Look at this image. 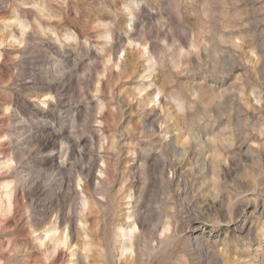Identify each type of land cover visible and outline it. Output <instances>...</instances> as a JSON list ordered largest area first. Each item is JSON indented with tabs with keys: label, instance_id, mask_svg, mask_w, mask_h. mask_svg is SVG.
Here are the masks:
<instances>
[{
	"label": "clouds",
	"instance_id": "1",
	"mask_svg": "<svg viewBox=\"0 0 264 264\" xmlns=\"http://www.w3.org/2000/svg\"><path fill=\"white\" fill-rule=\"evenodd\" d=\"M0 264H264V0H0Z\"/></svg>",
	"mask_w": 264,
	"mask_h": 264
}]
</instances>
